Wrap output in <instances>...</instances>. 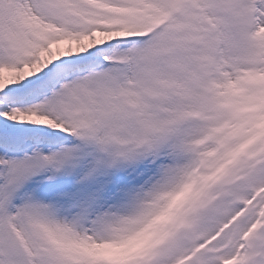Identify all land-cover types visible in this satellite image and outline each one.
<instances>
[{"label":"snow or ice","instance_id":"1","mask_svg":"<svg viewBox=\"0 0 264 264\" xmlns=\"http://www.w3.org/2000/svg\"><path fill=\"white\" fill-rule=\"evenodd\" d=\"M0 264H264V0H0Z\"/></svg>","mask_w":264,"mask_h":264}]
</instances>
